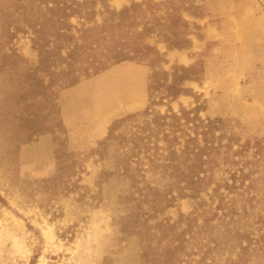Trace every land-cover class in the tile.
<instances>
[{
  "label": "rangeland",
  "instance_id": "rangeland-1",
  "mask_svg": "<svg viewBox=\"0 0 264 264\" xmlns=\"http://www.w3.org/2000/svg\"><path fill=\"white\" fill-rule=\"evenodd\" d=\"M232 1L225 5L237 10V0ZM251 1L242 5L245 14L253 16L255 10L264 11V0ZM129 2L109 0L107 4L110 9L119 10ZM187 2L189 10L199 17L207 8L212 11L211 23L220 20L215 0L206 5H197L193 0ZM96 11L94 21L100 23L103 9L97 6ZM44 12V0H0V198L6 202V205H0V264H145L140 257L142 244L139 237L121 232L119 225V218L129 211L127 204L119 202V197L128 193L127 182L122 178H111L99 192L97 179L108 161L103 162L95 154L98 142L104 139L114 120L142 112L149 105L147 83L150 73L154 69L171 73L175 65L194 68L193 79L182 85L191 90V96L164 99L159 105L151 106L154 111L161 114L167 109L178 112L181 107L191 109L200 104L204 106L199 112L201 118L228 119L242 140L256 137L264 142V24L247 20L248 26L239 37L235 32L239 40L235 43L227 40L234 35L231 30L222 32L221 36L213 32L208 40H204L201 27L192 21L194 17L185 13L183 17L195 25L194 28L191 26L190 49L167 50L163 42L149 39V44L163 55V63L154 67L147 61L140 64L122 62L96 76L82 78L77 85L59 91L56 96L63 133L54 129L53 132L31 135L36 128L32 121L36 120L39 128L49 109L37 105L31 107L20 98L27 88L25 71L38 64L37 52L31 48L32 29L39 26ZM70 22L76 27L82 23L75 18ZM12 51L14 54L10 58ZM167 51L175 53L172 55ZM59 56L53 59L55 70L64 67L61 57L65 56V50ZM185 56L189 63L183 62ZM133 91L136 95L142 93V102L137 97L135 103L139 107L129 108ZM100 92L103 94L99 107L95 101L99 100ZM161 94L159 91L155 98ZM105 108L110 113L106 128L102 134L92 137L103 118L95 123V113ZM33 113H37L34 119ZM51 122L48 117V123ZM61 140H65L64 146L59 145ZM63 148L84 168L79 181L82 189L58 196L51 202L52 207H44L47 194L38 188L37 181L55 175L58 167L55 154ZM112 153L113 147L108 150L107 160H111ZM146 176L148 181H156L150 174ZM201 199L207 202L205 209L215 206L205 195L197 200L179 199L148 219L147 226L162 220L173 222L181 214L187 216ZM242 223L252 232V244L261 236L264 239V220ZM198 224H201V218ZM71 233L73 237L68 240ZM198 239H202L201 234ZM193 249L197 250V247ZM235 252L236 248L232 253L216 251V255L208 256L206 262L224 264ZM200 256L198 253L188 256L182 264H197ZM250 257V264H264V253L260 251L255 250Z\"/></svg>",
  "mask_w": 264,
  "mask_h": 264
},
{
  "label": "trees",
  "instance_id": "trees-1",
  "mask_svg": "<svg viewBox=\"0 0 264 264\" xmlns=\"http://www.w3.org/2000/svg\"><path fill=\"white\" fill-rule=\"evenodd\" d=\"M108 1L44 0L42 21L32 29L31 48L37 52L38 64L25 71L27 88L20 98L31 107L49 109L39 128L38 122L32 121L36 128L31 126V135L54 129L63 133L56 96L82 78H91L122 62L147 61L154 67L163 63V55L149 44V39L163 42L167 50L190 49L191 26L195 25L183 14L199 16L189 10L187 0H130L119 10L110 9ZM97 6L103 9L100 23L94 21ZM71 18L82 21L81 25L74 26ZM62 50L64 67L55 70L53 59ZM194 72L193 67L175 65L171 73L155 69L150 73L149 105L142 112L114 120L98 142L95 154L108 162L99 173L97 186L101 193L111 178L127 182L128 193L120 196L119 202L127 204L129 211L119 218V225L121 232L139 237L143 263L182 264L183 259L198 253L197 264H211L206 262L208 256H215L216 251L232 253L236 248L224 264H250L252 252L264 253V239L261 236L252 244V232L243 227L242 221L264 220V142L256 137L242 140L228 119L201 118L199 112L204 106L200 104L191 109L181 107L178 112L167 109L163 114L151 108L164 99L191 96V90L182 85L193 79ZM159 91L163 94L156 99ZM31 115L34 119L37 113ZM60 144L64 146L65 140ZM55 160V175L37 181L38 188L47 194L44 207H52L58 196L82 189L79 181L84 168L73 155L63 148L56 152ZM146 174L156 181H148ZM201 195L215 206L205 209L207 202L201 199L189 215L147 226L148 219L177 200H197ZM0 205H6L2 198ZM72 237L73 233L67 239Z\"/></svg>",
  "mask_w": 264,
  "mask_h": 264
},
{
  "label": "crops",
  "instance_id": "crops-1",
  "mask_svg": "<svg viewBox=\"0 0 264 264\" xmlns=\"http://www.w3.org/2000/svg\"><path fill=\"white\" fill-rule=\"evenodd\" d=\"M193 1L197 5H206V3L210 0H193ZM228 1H232V0H215L216 14L218 15L217 17L220 18L219 21H216L215 23L210 22L213 15H212V11H210L207 8L205 10H202V15L200 17L192 19V21L196 23V25L201 27L200 33L203 35L204 40H208V36L211 35L213 32L218 33L221 36L222 32H228L231 30L232 32H234L233 33L234 35L232 36V38H227V40L235 43L239 41L238 38L236 37L237 35L235 36V32L236 34L238 33V37H239V34L241 33V31L245 30L248 26V24H246L247 20L248 21L254 20L257 23L264 24V11H260L259 13L257 10H255L256 13H254L253 16L245 14L242 8V5L244 3L249 4V2H252L251 0H240V1L237 0L236 4L239 6L237 10L229 9V5L228 4L225 5V3H227ZM232 3H235V1H232ZM200 42H203V41L200 40ZM167 52L172 53V55H174L173 53H175L174 51H167ZM184 58L185 60H183V62L184 61H188L187 63L190 62L188 57L185 56ZM134 92L135 91L132 92L133 97L131 99V102L133 101L135 103V100H137V97L142 102V96H143L142 93L140 92L136 95V93ZM102 94L100 92L99 97H98L99 100L95 101V105L98 104L99 107H100V102H101L100 99H102V96H101ZM95 114L98 116V117L95 116L94 118L95 123L101 117H105L107 119L106 121H108L110 117V113L108 110H106V108L104 111L96 112ZM106 125H105V128H106Z\"/></svg>",
  "mask_w": 264,
  "mask_h": 264
},
{
  "label": "bare ground",
  "instance_id": "bare-ground-1",
  "mask_svg": "<svg viewBox=\"0 0 264 264\" xmlns=\"http://www.w3.org/2000/svg\"><path fill=\"white\" fill-rule=\"evenodd\" d=\"M135 107H139V104L133 102L132 104H130L129 108H135ZM106 120L107 119L105 117L100 119V121L98 122L97 127L93 130L92 137H96V136L102 134V132L104 130V127H105V125L107 123Z\"/></svg>",
  "mask_w": 264,
  "mask_h": 264
}]
</instances>
